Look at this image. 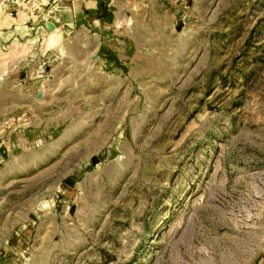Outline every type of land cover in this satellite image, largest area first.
<instances>
[{
	"label": "rangeland",
	"instance_id": "1",
	"mask_svg": "<svg viewBox=\"0 0 264 264\" xmlns=\"http://www.w3.org/2000/svg\"><path fill=\"white\" fill-rule=\"evenodd\" d=\"M264 0H0V264H261Z\"/></svg>",
	"mask_w": 264,
	"mask_h": 264
},
{
	"label": "crops",
	"instance_id": "2",
	"mask_svg": "<svg viewBox=\"0 0 264 264\" xmlns=\"http://www.w3.org/2000/svg\"><path fill=\"white\" fill-rule=\"evenodd\" d=\"M261 264H264V260H263V262Z\"/></svg>",
	"mask_w": 264,
	"mask_h": 264
}]
</instances>
